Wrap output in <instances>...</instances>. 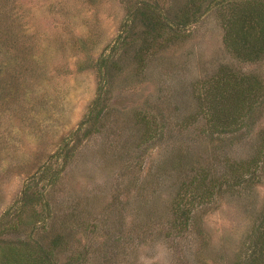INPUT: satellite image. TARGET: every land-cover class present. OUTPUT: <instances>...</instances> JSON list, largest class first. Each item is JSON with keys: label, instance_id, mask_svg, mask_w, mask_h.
Masks as SVG:
<instances>
[{"label": "rangeland", "instance_id": "obj_1", "mask_svg": "<svg viewBox=\"0 0 264 264\" xmlns=\"http://www.w3.org/2000/svg\"><path fill=\"white\" fill-rule=\"evenodd\" d=\"M139 1L150 2L0 5V264L7 244L26 235L54 264H235L244 256L264 215V57L243 62L225 49L220 5L148 42ZM155 1L163 13L185 2ZM104 56L110 65L94 68ZM223 65L256 75L263 94L242 128L211 133L196 97ZM254 157L244 180L232 182L228 162ZM205 171L220 183L193 207ZM179 192L191 209L186 227Z\"/></svg>", "mask_w": 264, "mask_h": 264}, {"label": "trees", "instance_id": "obj_2", "mask_svg": "<svg viewBox=\"0 0 264 264\" xmlns=\"http://www.w3.org/2000/svg\"><path fill=\"white\" fill-rule=\"evenodd\" d=\"M8 1L0 0V5L5 6ZM212 5L221 6L218 15L222 21V42L225 49L243 62L262 59L264 57V0H185L179 11H166V13L157 7L155 0L139 1L134 13H138V18L144 24L149 42L162 36L172 27L186 28ZM108 63L110 65V56H104L97 60L93 67L106 68ZM262 94L263 85L256 75L240 73L223 65L203 82L202 92L196 97L198 114L205 119L209 132H234L242 128L246 120L253 115ZM98 100L97 96L94 100V109ZM97 116L99 114L95 113L91 117L97 119ZM86 121L90 122L89 119ZM257 160L258 158L254 157L249 160L228 162L229 177L233 180L232 182L243 181L245 175L251 170L250 166L256 164ZM219 183L217 178L210 177V173L206 171L202 173L200 180L193 183L197 193H193V202L190 205L193 204L194 207L195 200L200 203L209 201ZM188 186L189 184L185 187ZM183 195L179 192L177 196L179 199L175 204L178 210L176 212L182 215L180 227L187 226L191 212ZM37 198L39 197L36 196L27 201L31 203V207L38 201ZM38 214L40 213L34 214L35 222L41 219ZM19 223L22 224V220ZM18 225V223H8L5 229L18 230ZM249 235L245 254L237 259L235 264H264V215L253 226ZM60 239H57V242H61ZM6 249L8 252L3 264H54L50 256L51 251L43 247L38 240L29 238V235L18 239V244L17 242L7 244Z\"/></svg>", "mask_w": 264, "mask_h": 264}]
</instances>
